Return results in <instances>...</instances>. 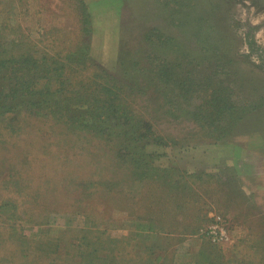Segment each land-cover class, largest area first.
<instances>
[{"label":"rangeland","instance_id":"obj_1","mask_svg":"<svg viewBox=\"0 0 264 264\" xmlns=\"http://www.w3.org/2000/svg\"><path fill=\"white\" fill-rule=\"evenodd\" d=\"M167 1L135 0L119 29L91 31L83 0H0V57L39 60L33 86L0 99V264H264V106L249 102L264 96V0L223 3L230 89L247 104L228 133L160 88L153 57L180 48L146 32L199 46ZM88 77L125 82L128 109L82 89Z\"/></svg>","mask_w":264,"mask_h":264},{"label":"trees","instance_id":"obj_2","mask_svg":"<svg viewBox=\"0 0 264 264\" xmlns=\"http://www.w3.org/2000/svg\"><path fill=\"white\" fill-rule=\"evenodd\" d=\"M165 3L172 14L179 16L181 24L188 26V30L194 25L185 36L195 39L199 46L195 49L185 48L184 45L181 46L183 44L181 38L169 37L159 26L152 27L146 32L144 36L146 41H151V43L158 41L160 46L177 41L180 48V55L176 59H170L167 47L164 52L161 50V53H156L153 57V66L157 67L155 72L158 73L159 80H161L159 81L160 88L166 87L186 103L196 99L195 109L191 112L193 120L197 123L201 122L206 129L213 128L221 130L222 133H228L231 125H235L244 118L245 114L241 108L247 106L244 102L238 103L239 101L236 99H239L238 92L235 89H230L233 81L231 77H234L232 74L236 75L238 69L236 71L234 69L237 67L230 66L232 60H235L236 51H232L231 48V42L235 37L227 27V17L223 5V3L228 5V0H168ZM11 41L15 45L18 44L14 38ZM221 44L229 46L231 53L224 56L221 52L219 58L214 60L211 55L214 53L216 55L217 50L222 47ZM8 50L13 51L10 57H0V99L4 97V87L8 85L18 87V89L15 88L18 90L17 92L20 91V86L31 88L34 84V82H30L32 76L30 75L29 78L26 76L28 72L34 74V66L30 65L39 63V60L33 55L23 58L15 49ZM63 65L65 64H62L57 70H61ZM220 68L223 70L220 71ZM220 74L225 75L226 78L220 77ZM124 83L121 79L114 77L103 83L97 81L96 78L88 77L80 82V87L100 90L99 98L104 100L106 106L115 107L117 105L121 110V108L128 109L120 93L121 90L127 89L124 87ZM136 86L138 85H135V88ZM46 87L44 85L41 92H44ZM11 94L16 93H9V95ZM11 98L14 97L11 96ZM250 99L247 98V100ZM254 100L249 101L253 109L264 106V96L262 102L258 99ZM159 142L162 141L159 140Z\"/></svg>","mask_w":264,"mask_h":264},{"label":"crops","instance_id":"obj_3","mask_svg":"<svg viewBox=\"0 0 264 264\" xmlns=\"http://www.w3.org/2000/svg\"><path fill=\"white\" fill-rule=\"evenodd\" d=\"M83 2L89 14L91 31L117 30L122 26L129 8H137L135 0H83Z\"/></svg>","mask_w":264,"mask_h":264},{"label":"built area","instance_id":"obj_4","mask_svg":"<svg viewBox=\"0 0 264 264\" xmlns=\"http://www.w3.org/2000/svg\"><path fill=\"white\" fill-rule=\"evenodd\" d=\"M218 221H221V217L218 218ZM210 233L214 238L219 240L225 239L228 237L227 229L225 226L216 224L210 229Z\"/></svg>","mask_w":264,"mask_h":264}]
</instances>
